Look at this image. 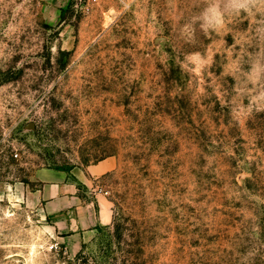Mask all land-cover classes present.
Segmentation results:
<instances>
[{"label": "rangeland", "instance_id": "1", "mask_svg": "<svg viewBox=\"0 0 264 264\" xmlns=\"http://www.w3.org/2000/svg\"><path fill=\"white\" fill-rule=\"evenodd\" d=\"M103 160L59 233L36 171ZM0 264H264V0H0Z\"/></svg>", "mask_w": 264, "mask_h": 264}, {"label": "crops", "instance_id": "2", "mask_svg": "<svg viewBox=\"0 0 264 264\" xmlns=\"http://www.w3.org/2000/svg\"><path fill=\"white\" fill-rule=\"evenodd\" d=\"M112 167V161L103 160L85 170L40 168L36 171V178L42 182L38 197L56 231L73 233L78 238L81 232L112 223V204L95 189L100 177Z\"/></svg>", "mask_w": 264, "mask_h": 264}]
</instances>
